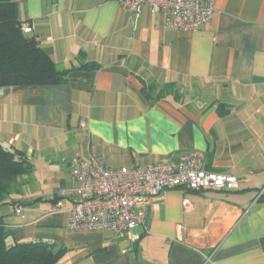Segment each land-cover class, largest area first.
<instances>
[{
  "label": "crops",
  "instance_id": "1",
  "mask_svg": "<svg viewBox=\"0 0 264 264\" xmlns=\"http://www.w3.org/2000/svg\"><path fill=\"white\" fill-rule=\"evenodd\" d=\"M201 29L168 30L162 14L115 0H21L20 19L66 83L0 87V142L33 170L0 206L14 242L67 248L59 264H264V0H216ZM82 56V57H81ZM174 83L153 103L143 82ZM158 90L155 92L157 94ZM205 152L236 190L171 188L153 196L131 242L67 227L56 192L79 156L111 167ZM188 199L192 206L185 207Z\"/></svg>",
  "mask_w": 264,
  "mask_h": 264
},
{
  "label": "built area",
  "instance_id": "2",
  "mask_svg": "<svg viewBox=\"0 0 264 264\" xmlns=\"http://www.w3.org/2000/svg\"><path fill=\"white\" fill-rule=\"evenodd\" d=\"M132 13L145 8L162 14L168 30L192 31L204 27L215 14L216 0H115ZM28 33L30 24L23 25ZM171 188L190 190H236L239 178L209 171L205 152L191 149L178 160L171 158L147 165L111 167L96 159L75 157L71 183L56 192L55 209L68 208L67 227L77 231H111L117 238L136 241L133 233L145 225L150 199ZM184 206L192 203L184 200Z\"/></svg>",
  "mask_w": 264,
  "mask_h": 264
},
{
  "label": "trees",
  "instance_id": "3",
  "mask_svg": "<svg viewBox=\"0 0 264 264\" xmlns=\"http://www.w3.org/2000/svg\"><path fill=\"white\" fill-rule=\"evenodd\" d=\"M20 1L0 0V87L58 85L66 83L69 73L76 69H101L99 63L90 61L70 69L57 66L37 37L28 36L23 30L27 23L19 16ZM157 90L158 84L154 81L143 82V96L151 103L167 95L179 96L174 83L164 84L155 94ZM32 170L25 152L0 142V206L13 203L9 197L19 179ZM12 234L4 216L0 215V264H59L67 252L65 247L43 241L9 245Z\"/></svg>",
  "mask_w": 264,
  "mask_h": 264
}]
</instances>
